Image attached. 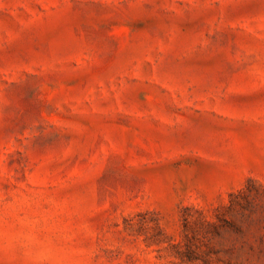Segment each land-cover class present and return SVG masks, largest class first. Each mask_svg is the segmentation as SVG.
<instances>
[{
	"label": "rangeland",
	"instance_id": "374dc122",
	"mask_svg": "<svg viewBox=\"0 0 264 264\" xmlns=\"http://www.w3.org/2000/svg\"><path fill=\"white\" fill-rule=\"evenodd\" d=\"M0 264H264V0H0Z\"/></svg>",
	"mask_w": 264,
	"mask_h": 264
}]
</instances>
